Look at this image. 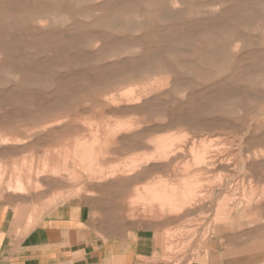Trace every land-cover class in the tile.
Returning <instances> with one entry per match:
<instances>
[{
    "label": "rangeland",
    "instance_id": "374dc122",
    "mask_svg": "<svg viewBox=\"0 0 264 264\" xmlns=\"http://www.w3.org/2000/svg\"><path fill=\"white\" fill-rule=\"evenodd\" d=\"M1 192L264 255V0H0Z\"/></svg>",
    "mask_w": 264,
    "mask_h": 264
},
{
    "label": "crops",
    "instance_id": "0c3cea01",
    "mask_svg": "<svg viewBox=\"0 0 264 264\" xmlns=\"http://www.w3.org/2000/svg\"><path fill=\"white\" fill-rule=\"evenodd\" d=\"M0 193V264H142L157 251L149 229L129 230L121 224L95 222L88 204L67 203L41 211L31 226L14 197ZM231 252H207L192 264H264Z\"/></svg>",
    "mask_w": 264,
    "mask_h": 264
},
{
    "label": "bare ground",
    "instance_id": "6f19581e",
    "mask_svg": "<svg viewBox=\"0 0 264 264\" xmlns=\"http://www.w3.org/2000/svg\"><path fill=\"white\" fill-rule=\"evenodd\" d=\"M189 199V198H188Z\"/></svg>",
    "mask_w": 264,
    "mask_h": 264
}]
</instances>
